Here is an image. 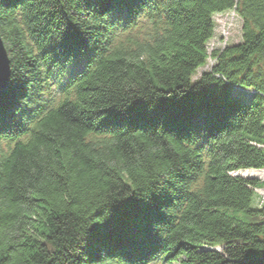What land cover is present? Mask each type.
Wrapping results in <instances>:
<instances>
[{"label":"trees","instance_id":"obj_1","mask_svg":"<svg viewBox=\"0 0 264 264\" xmlns=\"http://www.w3.org/2000/svg\"><path fill=\"white\" fill-rule=\"evenodd\" d=\"M0 33V264H264L234 174L264 169V0H0Z\"/></svg>","mask_w":264,"mask_h":264},{"label":"rangeland","instance_id":"obj_2","mask_svg":"<svg viewBox=\"0 0 264 264\" xmlns=\"http://www.w3.org/2000/svg\"><path fill=\"white\" fill-rule=\"evenodd\" d=\"M215 20V36L213 38V41H211V45L209 44L208 47V53L211 55L215 50L220 49L223 45H233L237 44L242 40V20L240 17H238L237 14L234 12H227L224 14H217L214 16ZM144 31L142 34L144 35ZM211 57V56H210ZM212 62L214 63V60L209 58L207 63L204 65V67L197 70L195 75L192 77L193 81H196L202 72L204 71H210L212 69ZM53 91L55 92V89L53 88ZM56 94V92H55ZM235 94L245 100H250V96L243 95L242 93H236ZM258 179L260 181L264 182V179L254 178ZM258 197L256 199L255 204L257 206H261L264 204V188L263 189H257L255 190Z\"/></svg>","mask_w":264,"mask_h":264},{"label":"water","instance_id":"obj_3","mask_svg":"<svg viewBox=\"0 0 264 264\" xmlns=\"http://www.w3.org/2000/svg\"><path fill=\"white\" fill-rule=\"evenodd\" d=\"M11 79V61L8 50L0 33V91L6 89ZM254 179V178H248Z\"/></svg>","mask_w":264,"mask_h":264},{"label":"bare ground","instance_id":"obj_4","mask_svg":"<svg viewBox=\"0 0 264 264\" xmlns=\"http://www.w3.org/2000/svg\"><path fill=\"white\" fill-rule=\"evenodd\" d=\"M222 48H224V45L220 49H222ZM240 90H243V89H240ZM243 91H246V90H243ZM234 174L245 177V178L264 179V169H261V170H255V169L240 170L238 172H235Z\"/></svg>","mask_w":264,"mask_h":264},{"label":"built area","instance_id":"obj_5","mask_svg":"<svg viewBox=\"0 0 264 264\" xmlns=\"http://www.w3.org/2000/svg\"><path fill=\"white\" fill-rule=\"evenodd\" d=\"M211 65H213V62H212V64Z\"/></svg>","mask_w":264,"mask_h":264}]
</instances>
